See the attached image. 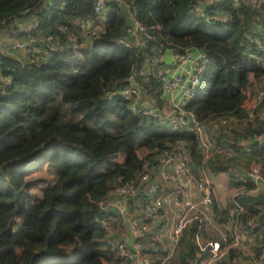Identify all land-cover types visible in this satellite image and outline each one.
<instances>
[{
  "label": "trees",
  "instance_id": "trees-1",
  "mask_svg": "<svg viewBox=\"0 0 264 264\" xmlns=\"http://www.w3.org/2000/svg\"><path fill=\"white\" fill-rule=\"evenodd\" d=\"M122 1L125 5L107 0L103 33L79 51L82 60L74 64L59 54L31 64L0 49L2 76L12 81L0 91V264H129L109 248L97 222L106 217L99 204L109 190L134 179L143 161L159 156L169 143L186 146L193 164L206 172L246 171L259 165L264 178V144L256 141L264 136V70L247 52L257 10H237L236 0ZM195 5L221 13L226 22L199 19L192 10ZM27 9L38 18L42 37L52 35L62 42L66 35L60 27L81 41L78 21L98 22L94 0H55L46 10L38 0H0V21ZM261 9L262 13L264 2ZM129 10L154 38L147 51L114 43L117 37L131 41ZM189 48L207 52L210 62L206 83L185 110L209 126L231 121L229 128L222 127L228 132L216 133L219 144L233 149L228 159L216 154L203 161L196 136L170 129L156 117L137 115L115 94L127 85L123 81L132 68L141 69L157 50L180 53ZM137 85L155 100L157 110L164 107L155 94L161 87L156 79L145 86L138 79ZM246 139L248 152L239 145ZM141 148L143 157L138 153ZM118 157L123 161L117 162ZM47 167L53 175L32 201L28 194L34 183L28 179ZM238 175L230 174L231 180L228 177L222 187L236 191L253 187L250 182L244 185ZM231 198L226 205L216 198L221 207L218 223L225 221L228 209L239 205L251 242L248 252L231 248L219 264H255L263 253L264 228L258 219L264 211V192L239 195L236 203ZM198 227L185 232L171 264H190L195 258ZM79 245L83 250L68 253Z\"/></svg>",
  "mask_w": 264,
  "mask_h": 264
},
{
  "label": "built area",
  "instance_id": "built-area-1",
  "mask_svg": "<svg viewBox=\"0 0 264 264\" xmlns=\"http://www.w3.org/2000/svg\"><path fill=\"white\" fill-rule=\"evenodd\" d=\"M38 1L41 9L46 10L55 0ZM115 1L125 5L122 0ZM214 2L219 0H206L207 4ZM262 2L236 0L234 7L237 10H257V14L251 18L253 31L247 35V52L248 57L264 70ZM106 4L107 0H94L98 22L92 18L78 21L76 27L81 41L69 32L65 34L63 42L55 40L56 37L52 35L42 37L38 18L28 9L24 10L17 16L0 21V49H4L7 56L20 61L27 60L31 64L47 61L50 54L69 53L78 59L77 56H81L79 51L88 48L103 33L104 24L108 21ZM192 10L199 19L207 23L227 20L221 13H208L200 5L193 6ZM129 13L131 27L128 35L131 41L117 37L114 43L118 47L147 51V43L154 38L148 28L135 19L133 12L129 10ZM5 41L9 42L3 45L2 42ZM39 43L43 47H37ZM251 46L253 47L250 48ZM167 58L171 60L168 63L164 62ZM209 62L207 52L191 48L180 53L159 49L141 69L132 68V74L123 81L127 85L115 94L119 93L128 101L129 108L137 115L156 117L163 120L170 129L189 131L196 136L203 161L216 154L228 159L233 156V149L219 144L216 133L219 129L228 132V129L222 127L229 128L231 121L223 120L209 126L193 112L185 110L206 83ZM2 74L0 68V91L4 92L12 81ZM152 78L161 84L160 89H157L158 93H155L164 102V107L159 110L156 109L155 100L137 85L138 79L145 86ZM263 95L264 93L262 97ZM262 97L260 95L254 100V106L260 103ZM110 98L109 94L108 99ZM260 117L263 118V115ZM256 141L263 145L264 136L256 137ZM238 176L244 185L250 182L253 187L234 192L231 198L233 203H236L235 199L239 195H258L263 191L264 178L259 165H253ZM221 177L226 180L229 175L223 173ZM216 201L209 174L193 164L186 146H179L174 142L169 143L159 156L143 161L134 179L107 192L105 199L99 204L106 217L97 222L109 248L129 264H171L181 249L185 232L192 226L199 225V233L195 236V244L199 248L194 258L195 264H219L231 248L248 252L251 240L247 238L248 232L242 222V207L236 205L235 209H228L225 221L219 224L221 207L216 205ZM204 226H207L206 233L201 228ZM212 229H216V235ZM202 232L207 238L202 237ZM129 240L132 241L131 246ZM263 262L264 251L255 264Z\"/></svg>",
  "mask_w": 264,
  "mask_h": 264
},
{
  "label": "rangeland",
  "instance_id": "rangeland-1",
  "mask_svg": "<svg viewBox=\"0 0 264 264\" xmlns=\"http://www.w3.org/2000/svg\"><path fill=\"white\" fill-rule=\"evenodd\" d=\"M60 30H61L63 33H65V34L68 33L67 30L64 29L63 27H60ZM59 55H61V60H63L64 62H67V63H69V62H70V63H76L77 61H81V60H82V57H81V56H77L78 59L76 60L75 58H73V56H71L72 54H69V53L59 54ZM165 55H167V54H165ZM167 61L170 62L171 60H169V58H167L166 61L164 60V62L168 63ZM138 153H139V156H140V157H143L144 154H145V149H144V148L139 149V150H138ZM116 161H117V162H121V161H123V157H118ZM124 161H125V160H124ZM126 162H127V160H126ZM243 171H244V170H243ZM207 172H208V170H207ZM208 174H209L210 179H211L213 182H215L216 184H219V181H218L217 179L221 180L222 177L219 176L218 173H217V174H212V173H209V172H208ZM220 174H223V173H220ZM52 175H53V172H51V171L48 169V167H47V168H46L45 170H43L42 172H39V173L33 174L32 176L29 177L28 180H31V181L34 183L33 188L30 190V192H29V194H28V195H30V197L33 199L32 201H35V199H37V197L40 196V193H41V187L44 186V183L48 184V181H49V179H51V176H52ZM229 179L231 180L230 177H229ZM231 189H233V188H231ZM216 191H217V187H216ZM223 198H225V196H223ZM203 228H204V231H205V233H206L207 226H204ZM212 232H213L215 235H216V233H217V232H216V229H212ZM88 248H89V247L87 246L85 249H88ZM80 250H83V247L79 245V246H76V247L71 248V250H69L68 253H70V254H74V253H76V252H78V251H80Z\"/></svg>",
  "mask_w": 264,
  "mask_h": 264
},
{
  "label": "crops",
  "instance_id": "crops-1",
  "mask_svg": "<svg viewBox=\"0 0 264 264\" xmlns=\"http://www.w3.org/2000/svg\"><path fill=\"white\" fill-rule=\"evenodd\" d=\"M204 5L205 4H203V6ZM6 42L8 43L9 41L2 42V44L4 45ZM248 141L249 140L246 139V140H242L239 143V145L241 146V148L243 149V151H246V148L248 147V143H247ZM246 152H248V151H246ZM252 166L253 165H251L250 167H252ZM250 167L248 169H250ZM248 169H246V170H248ZM243 170H245V168H238L237 170H229L228 172H225L224 175L225 174H227V175H230L231 174V176H235V175L240 174ZM219 176H221V174H219ZM222 178L225 179L224 177H222ZM223 179L219 180V184H216L213 181H212V183H213L215 195H216V198H217L218 202L220 204H222V205H226V202L230 201V197L236 191V189H234V188L231 189V187H230V189H226L225 186L222 187V185H223L222 183L225 181ZM216 187H217V191H216ZM261 191H262V187H261ZM263 192H264V189H263V191L261 193H263ZM223 196H225V198H223ZM128 242H129V246H131L132 245V241L129 240ZM190 264H195L194 259L191 260V263Z\"/></svg>",
  "mask_w": 264,
  "mask_h": 264
},
{
  "label": "water",
  "instance_id": "water-1",
  "mask_svg": "<svg viewBox=\"0 0 264 264\" xmlns=\"http://www.w3.org/2000/svg\"><path fill=\"white\" fill-rule=\"evenodd\" d=\"M264 2V0H262ZM100 99L96 101V103H99ZM258 224L260 226H262L264 228V211L262 212V214L260 215L259 219H258ZM262 249L264 251V236L262 238ZM264 264V262H263Z\"/></svg>",
  "mask_w": 264,
  "mask_h": 264
}]
</instances>
